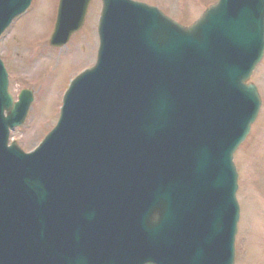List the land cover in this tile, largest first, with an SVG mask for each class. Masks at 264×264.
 Instances as JSON below:
<instances>
[{"label": "water", "instance_id": "95a60500", "mask_svg": "<svg viewBox=\"0 0 264 264\" xmlns=\"http://www.w3.org/2000/svg\"><path fill=\"white\" fill-rule=\"evenodd\" d=\"M31 1L0 0V35ZM91 1H60L53 46L82 28ZM99 33L98 65L31 155L8 142L32 94L14 104L0 62V264H234L233 156L261 106L245 83L264 54V0H219L191 28L143 3L103 0ZM142 56L155 67H137ZM207 67L231 107L208 88ZM180 85L188 96L172 115Z\"/></svg>", "mask_w": 264, "mask_h": 264}, {"label": "rangeland", "instance_id": "374dc122", "mask_svg": "<svg viewBox=\"0 0 264 264\" xmlns=\"http://www.w3.org/2000/svg\"><path fill=\"white\" fill-rule=\"evenodd\" d=\"M154 5L183 25L190 26L217 0H138ZM60 0H35L24 21L15 23L0 42V53L10 69L11 92L18 96L30 87L37 97L27 124L16 130L17 141L29 153L57 124L60 106L72 78L96 64L98 22L102 1L93 0L84 31L61 49L47 50ZM53 28V29H52ZM262 96V107L245 143L236 154L240 173L238 199L242 206L237 236L238 264H264V62L250 79ZM45 89V91H44ZM44 91V93H43ZM43 93V95H41ZM39 94V96H38ZM41 95V96H40ZM40 98V99H38Z\"/></svg>", "mask_w": 264, "mask_h": 264}]
</instances>
